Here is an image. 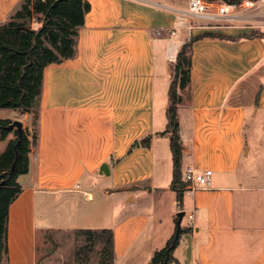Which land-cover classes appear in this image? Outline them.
<instances>
[{
    "label": "crops",
    "instance_id": "1",
    "mask_svg": "<svg viewBox=\"0 0 264 264\" xmlns=\"http://www.w3.org/2000/svg\"><path fill=\"white\" fill-rule=\"evenodd\" d=\"M87 1L90 10L75 54L44 71L37 138L28 171L17 179L22 190L9 206L7 251L0 264H40L38 231L108 228L95 225L94 216L65 224H54L48 216V208L52 213L62 206L65 219L74 200L85 206L95 201L98 190L106 197L120 192L128 203L137 202L134 192L148 190L151 196L150 232L141 244L132 243L123 260L120 225L109 227L113 264H149L175 233L174 212L182 210L186 231L170 264H264V181L254 183L245 163L251 151L249 122L264 123V33L189 31V0ZM21 2L0 0V24ZM204 33L216 36L193 43L190 96L177 113L182 173L192 166L212 175L207 186L190 189L186 184L179 203L171 188L170 134L164 133L174 65L170 57L181 43ZM31 117L0 109V119L18 120L24 129ZM15 131L0 138V154ZM147 137V146L137 144ZM91 178L106 179V185L96 190ZM56 196L58 204L52 201ZM189 213L192 227H187ZM130 222L140 224L138 216Z\"/></svg>",
    "mask_w": 264,
    "mask_h": 264
},
{
    "label": "trees",
    "instance_id": "2",
    "mask_svg": "<svg viewBox=\"0 0 264 264\" xmlns=\"http://www.w3.org/2000/svg\"><path fill=\"white\" fill-rule=\"evenodd\" d=\"M89 10L90 4L87 0H22L20 7L0 24V109L34 114V134L29 136L28 129L23 130L16 165L10 174L9 170L15 158L16 131L15 139L10 140L0 154V262L2 255L7 251L9 206L22 190L17 179L28 171L29 153L37 138L35 130L45 68L75 54L77 36ZM215 36L204 33L191 37L182 45L173 65L168 92V126L164 133L170 134L173 159L171 188L175 191L179 203L182 202L186 186L182 179L183 147L177 113L178 106L182 104L180 93L187 91L189 99L193 43L200 38ZM11 123L10 119H0L1 139L13 131L8 128ZM149 139L144 138L137 144L147 146ZM185 231L181 228L180 234ZM75 232L77 236L83 238V244L74 253L76 264L114 263L111 229L84 228ZM174 234L163 248L154 252L149 264L171 263L172 252L178 240L169 253L167 250L171 246Z\"/></svg>",
    "mask_w": 264,
    "mask_h": 264
},
{
    "label": "rangeland",
    "instance_id": "3",
    "mask_svg": "<svg viewBox=\"0 0 264 264\" xmlns=\"http://www.w3.org/2000/svg\"><path fill=\"white\" fill-rule=\"evenodd\" d=\"M180 94H182V103H186L188 100L187 91H184ZM163 116L165 115L163 114ZM30 120L31 121H29L28 127L26 128L28 129L29 136H33V113ZM247 139L251 144V151L250 157L245 159V163L249 169L254 172V175L249 176V178L253 180L254 183H262L264 181V123L260 124L259 120L250 121L247 128ZM1 147L2 145L0 143V149H2ZM91 179L95 180L94 178ZM94 183L96 184L95 187H97L96 190H98L100 186L106 185V179L100 181L95 180ZM134 194L137 202L128 203L125 201L124 195H122L120 192H114L112 196L106 197L103 192L98 190L95 201L85 202V206L74 200L72 204V211L68 212L69 214L65 219L62 206H60V208L55 206L54 212L52 213L51 209L48 208V216L52 218L54 224L60 220L63 221L64 224L70 223V220H79L81 222L82 218L87 215L89 218L94 216L96 220H99V224L95 225H101L108 228L113 227L114 225H120L118 226L120 227V230L117 235V242L119 257L120 260H123L126 257L123 256V253L128 251L130 246H132V243L135 244L137 242L141 244L144 241L146 235L150 232L149 229L151 228L150 222L148 221V217L151 216V196L149 195L148 190H141L140 192H134ZM56 199L59 198L57 196L54 197L52 200L53 203H55ZM136 216H138L140 224L130 222L131 217ZM165 217H161L162 220L160 221L159 225H165ZM176 217L177 212H174V218ZM118 218L120 223L116 222ZM143 218L145 220L144 222ZM185 222L186 218H183L182 225H184ZM75 231L76 230L69 229H48L36 232L38 263L76 264L77 262L74 258V253L83 244V238L77 236ZM132 233L136 235L133 236ZM45 259L48 260V263H45Z\"/></svg>",
    "mask_w": 264,
    "mask_h": 264
},
{
    "label": "built area",
    "instance_id": "4",
    "mask_svg": "<svg viewBox=\"0 0 264 264\" xmlns=\"http://www.w3.org/2000/svg\"><path fill=\"white\" fill-rule=\"evenodd\" d=\"M187 14L192 23L188 30L250 29L256 33L264 32V0H189ZM172 35L176 31L172 30ZM184 44L181 43V47ZM181 49V48H180ZM179 52V51H178ZM177 52V54H178ZM175 57L170 61L175 63ZM212 171H200L192 166L184 168L182 179L190 189L204 187L210 183ZM187 227L193 226V214H187Z\"/></svg>",
    "mask_w": 264,
    "mask_h": 264
},
{
    "label": "water",
    "instance_id": "5",
    "mask_svg": "<svg viewBox=\"0 0 264 264\" xmlns=\"http://www.w3.org/2000/svg\"><path fill=\"white\" fill-rule=\"evenodd\" d=\"M8 128L9 129H15L17 132V141H16L15 146H14L15 158H14V161L10 167V170H9V174H10L14 170L15 165H16V161H17V157H18V146L21 142V139L23 138V130L24 129H23L22 122H20L18 120L12 121V123L8 126ZM102 168H104V167H102ZM184 215H185V212L183 210L177 212L176 230H175V234H174L171 246L167 250V253H169V250L175 246L176 241L179 238L180 230H181V223H182V219H183Z\"/></svg>",
    "mask_w": 264,
    "mask_h": 264
}]
</instances>
